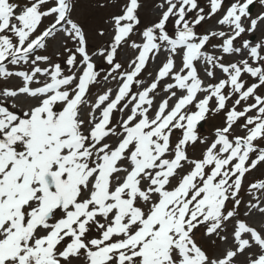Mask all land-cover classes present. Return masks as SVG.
<instances>
[{"label": "snow or ice", "instance_id": "6c2138e0", "mask_svg": "<svg viewBox=\"0 0 264 264\" xmlns=\"http://www.w3.org/2000/svg\"><path fill=\"white\" fill-rule=\"evenodd\" d=\"M0 264H264V0H0Z\"/></svg>", "mask_w": 264, "mask_h": 264}, {"label": "rangeland", "instance_id": "374dc122", "mask_svg": "<svg viewBox=\"0 0 264 264\" xmlns=\"http://www.w3.org/2000/svg\"><path fill=\"white\" fill-rule=\"evenodd\" d=\"M254 11H255V9H254ZM205 131H207V129H208V125L207 124H205Z\"/></svg>", "mask_w": 264, "mask_h": 264}]
</instances>
